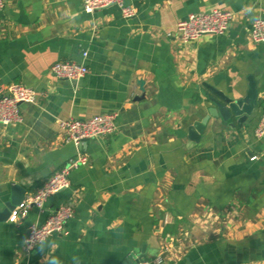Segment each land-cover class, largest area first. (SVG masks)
<instances>
[{
  "label": "crops",
  "instance_id": "obj_1",
  "mask_svg": "<svg viewBox=\"0 0 264 264\" xmlns=\"http://www.w3.org/2000/svg\"><path fill=\"white\" fill-rule=\"evenodd\" d=\"M3 2L0 91L20 84L36 100L0 127V210L13 186L28 199L78 157L86 163L42 210L0 222V264H264V138L254 137L264 44L250 37L264 0H126L129 19L116 6L87 14L80 0ZM213 10L233 15L224 35L179 41V21ZM59 61L88 73L58 80L50 69ZM249 78L252 115L241 126L210 117L190 141L188 128L212 107L207 87L238 99ZM103 114L116 116L111 135L81 147L65 140L62 121ZM61 206L73 211L64 233L26 252L29 227Z\"/></svg>",
  "mask_w": 264,
  "mask_h": 264
},
{
  "label": "built area",
  "instance_id": "obj_2",
  "mask_svg": "<svg viewBox=\"0 0 264 264\" xmlns=\"http://www.w3.org/2000/svg\"><path fill=\"white\" fill-rule=\"evenodd\" d=\"M82 9L87 14L116 6L120 9L125 19L132 18L136 11L133 7L125 6L126 0H80ZM4 8L3 0H0V11ZM233 15L227 11L213 10L210 12H198L190 14L187 19L179 21L176 25V35L181 43L187 44L204 35L221 36L226 33ZM251 41L256 44H264V20L253 21L250 30ZM85 53L83 56L85 57ZM51 74L58 80L79 81L87 73V67L82 63L71 61H59L52 65ZM36 100L34 91L20 84H11L0 91V127L18 124L21 121L20 105L33 103ZM114 114H103L86 120L70 119L62 121L60 127L64 132L67 142L80 145L89 139H97L111 135L115 129ZM254 137L264 138V108L262 115L254 129ZM255 159V157L251 158ZM86 163V158L78 157L69 166L53 173L47 182L36 194L14 208L8 220L15 223L25 217L32 208L43 209L46 201L59 192L69 188L68 175L71 169ZM73 217L70 207L61 206L49 214L41 225H31L24 241L26 252H31L38 244L53 235H61L65 231V225ZM161 258L154 260L138 261L134 264H161Z\"/></svg>",
  "mask_w": 264,
  "mask_h": 264
},
{
  "label": "water",
  "instance_id": "obj_3",
  "mask_svg": "<svg viewBox=\"0 0 264 264\" xmlns=\"http://www.w3.org/2000/svg\"><path fill=\"white\" fill-rule=\"evenodd\" d=\"M140 91L143 93V81H138ZM211 95L208 97L212 107L208 109V114L199 122H195L188 128V138L194 143H198L201 135L204 132L206 123L210 117H220V119L229 123L231 120L236 119L237 125H242L243 122L250 117L257 106V89L255 82L252 78L248 79V89L244 97L238 99H231L226 97L220 91H217L211 87H207ZM144 98L142 95L136 100ZM231 126H234L231 124ZM86 141L81 142L80 147L84 145ZM25 199L24 190L19 186H13L11 188L10 199L7 200L2 210H0V222L8 220L10 213L19 206ZM147 259H141L146 261Z\"/></svg>",
  "mask_w": 264,
  "mask_h": 264
}]
</instances>
